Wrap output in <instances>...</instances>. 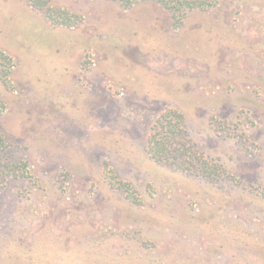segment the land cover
Listing matches in <instances>:
<instances>
[{
	"label": "rangeland",
	"instance_id": "1",
	"mask_svg": "<svg viewBox=\"0 0 264 264\" xmlns=\"http://www.w3.org/2000/svg\"><path fill=\"white\" fill-rule=\"evenodd\" d=\"M46 1L0 0V264H264V0ZM169 109L221 177L150 157Z\"/></svg>",
	"mask_w": 264,
	"mask_h": 264
},
{
	"label": "trees",
	"instance_id": "2",
	"mask_svg": "<svg viewBox=\"0 0 264 264\" xmlns=\"http://www.w3.org/2000/svg\"><path fill=\"white\" fill-rule=\"evenodd\" d=\"M121 3L126 8L135 6L143 2H156L164 8L171 11L175 22H180L186 12L198 8L205 9L209 7L206 0H112ZM34 3L45 9L47 16L58 24L67 25L72 19L64 12L53 10L48 7L46 0H34ZM5 58V57H4ZM3 58V59H4ZM1 66V64H0ZM5 110V104L0 96V114ZM186 124L184 115L177 110H167L156 121L153 132L148 140V152L152 159L171 166H176L182 170H188L194 174L202 175L206 180L213 181L216 177H221L223 169L217 164H210L199 152L189 143L184 128ZM8 149V143L2 133H0V181L8 176L18 177L24 169L22 163L10 164L5 160V154ZM120 189L126 193V197L132 202L137 203V193L131 189V186L122 182ZM33 255V254H32ZM8 262H17L13 256L7 257ZM39 262L31 256L23 264ZM19 264V263H18Z\"/></svg>",
	"mask_w": 264,
	"mask_h": 264
}]
</instances>
